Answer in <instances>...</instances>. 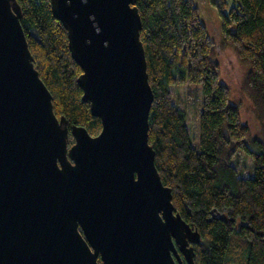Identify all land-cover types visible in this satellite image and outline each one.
I'll list each match as a JSON object with an SVG mask.
<instances>
[{
	"label": "water",
	"instance_id": "water-1",
	"mask_svg": "<svg viewBox=\"0 0 264 264\" xmlns=\"http://www.w3.org/2000/svg\"><path fill=\"white\" fill-rule=\"evenodd\" d=\"M49 3L101 129L56 117L20 7L0 0V264H195L200 234L174 211L148 143L135 0Z\"/></svg>",
	"mask_w": 264,
	"mask_h": 264
},
{
	"label": "trees",
	"instance_id": "trees-1",
	"mask_svg": "<svg viewBox=\"0 0 264 264\" xmlns=\"http://www.w3.org/2000/svg\"><path fill=\"white\" fill-rule=\"evenodd\" d=\"M16 1L54 114L64 116L68 127L80 125L97 135L100 119L81 99L76 83L81 69L49 0ZM207 1L218 13L224 44L245 68L241 86L254 105L260 131H250L231 100L194 0H135L153 93L148 143L174 211L200 234V242L193 244L195 264H264V0ZM182 85L200 89L197 145L187 129V112L171 89ZM241 152L251 160L247 176L232 163Z\"/></svg>",
	"mask_w": 264,
	"mask_h": 264
},
{
	"label": "rangeland",
	"instance_id": "rangeland-1",
	"mask_svg": "<svg viewBox=\"0 0 264 264\" xmlns=\"http://www.w3.org/2000/svg\"><path fill=\"white\" fill-rule=\"evenodd\" d=\"M228 1L231 2V0ZM194 3L198 7L199 16L205 25L208 35L214 43L215 55L220 65L221 79L229 88L230 98L239 106L242 121L248 125L253 134H258L261 127L254 114V105L241 86L245 68L237 61L232 49L223 42L220 20L216 9L212 7L207 0H194ZM171 89L176 91L177 95L175 97L178 104L187 112V129L192 143L197 145V111L200 104V89L198 86L191 87L187 85L178 86L176 88L171 87ZM72 143L73 138L69 135L67 146L69 147ZM232 163L236 166L238 174L241 176L250 174L251 160L243 152L239 153V155L232 160Z\"/></svg>",
	"mask_w": 264,
	"mask_h": 264
},
{
	"label": "flooded vegetation",
	"instance_id": "flooded-vegetation-1",
	"mask_svg": "<svg viewBox=\"0 0 264 264\" xmlns=\"http://www.w3.org/2000/svg\"><path fill=\"white\" fill-rule=\"evenodd\" d=\"M98 261H100L99 258H98ZM182 264H185L184 261H183V259H182Z\"/></svg>",
	"mask_w": 264,
	"mask_h": 264
}]
</instances>
